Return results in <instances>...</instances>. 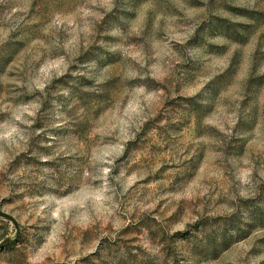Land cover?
<instances>
[{
    "label": "rangeland",
    "instance_id": "374dc122",
    "mask_svg": "<svg viewBox=\"0 0 264 264\" xmlns=\"http://www.w3.org/2000/svg\"><path fill=\"white\" fill-rule=\"evenodd\" d=\"M0 264H264V0H0Z\"/></svg>",
    "mask_w": 264,
    "mask_h": 264
},
{
    "label": "water",
    "instance_id": "95a60500",
    "mask_svg": "<svg viewBox=\"0 0 264 264\" xmlns=\"http://www.w3.org/2000/svg\"><path fill=\"white\" fill-rule=\"evenodd\" d=\"M1 216L5 217L6 219L12 220V219H10V217H8V216H6V215H3V214H2Z\"/></svg>",
    "mask_w": 264,
    "mask_h": 264
}]
</instances>
